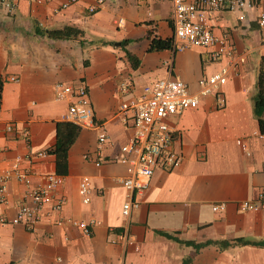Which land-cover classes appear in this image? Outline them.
<instances>
[{
    "label": "crops",
    "instance_id": "1",
    "mask_svg": "<svg viewBox=\"0 0 264 264\" xmlns=\"http://www.w3.org/2000/svg\"><path fill=\"white\" fill-rule=\"evenodd\" d=\"M65 1L17 0L11 14L0 7V159L10 164L21 158L19 169L32 174V186L39 174L60 175L57 195L65 199L58 214L27 230L12 223L28 190L12 177L0 206L5 220L0 264H182L185 259L188 264H264V247L234 244L264 242V210L238 208L239 202L264 197V132L254 114L260 72L264 86V45L257 25L264 0H251L252 9L210 16L213 34L226 36L245 62L229 73L222 105L208 96L167 119L181 163L154 171L148 189L135 193L138 207L127 220L121 214L126 191L120 180L131 167L119 159L133 127L117 113L121 102L169 78L195 92L198 80L216 73L224 61L210 60L202 48L175 49L172 0H103L94 14L86 10L94 0L58 10ZM66 27L81 36L64 37ZM153 38L169 41L170 48L148 52ZM125 51L139 60L136 69ZM57 84L85 86L94 121L107 135L100 167L93 164L97 131L80 128L66 166L57 173L55 157L47 152L56 142V124L70 123L67 104L56 98ZM6 124H12L11 133H5ZM22 130L28 131V141ZM38 152L46 156L35 157ZM83 177L90 181L87 203L79 191ZM219 204L224 209L213 211ZM58 220L66 224L57 225ZM71 220L89 225L90 234L68 225Z\"/></svg>",
    "mask_w": 264,
    "mask_h": 264
},
{
    "label": "built area",
    "instance_id": "2",
    "mask_svg": "<svg viewBox=\"0 0 264 264\" xmlns=\"http://www.w3.org/2000/svg\"><path fill=\"white\" fill-rule=\"evenodd\" d=\"M41 4L42 0H32ZM78 0H66L58 10H64L77 3ZM103 4V0H94V4L87 7L89 14H94ZM17 0H0L1 9L11 14L15 11ZM251 0H172V43L176 50L182 51L187 47H197L209 51V59L212 61H224L220 69L198 80V90L192 92L187 85L177 79H163L156 81L151 86L143 89L142 94L131 97L121 102L118 115L124 120H131L133 133L127 143L120 149L121 164L130 165V174L120 180V184L126 191V199L122 206L121 214L127 220L131 211L138 207L134 200L135 193H141L148 189L149 181L157 169L173 170L181 163V158L174 152L173 129L167 123V119L185 110L196 108L202 98L213 96L218 105H222L221 88L225 85L229 73L238 65L245 62V57L237 54L235 47L226 36L216 37L211 28L210 16L228 11H244L252 9ZM241 14L239 19L242 20ZM121 23V20L118 21ZM260 42L264 45V16L257 18ZM57 100L67 104L65 119L79 128L93 129L97 131V150L95 151L94 166L100 167V149L107 139L103 125L95 123L94 114L90 107L87 90L84 85L57 84L54 87ZM12 124H6L5 133H11ZM22 139L28 141L27 130L21 131ZM45 152H38L35 157H45ZM32 157H26L31 161ZM21 158L16 157L10 164H5L0 159V206L5 202V189L9 180L13 177L20 184L28 188L25 195L26 201L18 207L13 224H21L27 230L35 227L43 218L58 214L65 202L64 197L58 196L57 191L63 182V177L56 173L39 174L38 183L32 186V174L19 169ZM90 186L87 177H83L79 183L80 194L86 197ZM224 204L214 205L213 211L224 209ZM241 212L264 210V197L257 203L243 201L238 203ZM0 223H5L0 218ZM66 224L58 220L57 225ZM70 226L77 227L84 234L89 235V225L84 222L68 221Z\"/></svg>",
    "mask_w": 264,
    "mask_h": 264
},
{
    "label": "trees",
    "instance_id": "3",
    "mask_svg": "<svg viewBox=\"0 0 264 264\" xmlns=\"http://www.w3.org/2000/svg\"><path fill=\"white\" fill-rule=\"evenodd\" d=\"M64 37L70 38V37H80L82 32L76 28L72 27H66L64 29ZM122 45L124 43H121ZM126 44V43H125ZM124 44V45H125ZM170 48V42L169 41H162L156 38H153L150 41L149 47L147 49L148 52H157L161 50H166ZM125 56L129 64L131 65L132 69H136L139 66V60L125 51ZM256 89L257 93L254 98V114L258 121V126L260 128V131L264 132V120L262 119L264 117V86H263V75L262 72L258 74V78L256 81ZM80 128L76 125H73L71 123H57L56 124V142L54 147L49 150L47 153L49 155H53L55 157V164L57 168L58 173V167L63 165L66 166V159H67V152L73 142L75 141L78 133L80 132ZM164 236L168 238H172L176 242L181 243L182 241L178 240L177 238H173L172 236L168 234H164ZM184 244L187 245H193L192 242H184ZM208 244V243H205ZM234 244L237 245H254L259 247H264V242H249L244 240H236ZM202 245H195V248H200ZM230 246L229 243L226 244V247ZM190 262V259H185L182 264H188Z\"/></svg>",
    "mask_w": 264,
    "mask_h": 264
},
{
    "label": "rangeland",
    "instance_id": "4",
    "mask_svg": "<svg viewBox=\"0 0 264 264\" xmlns=\"http://www.w3.org/2000/svg\"><path fill=\"white\" fill-rule=\"evenodd\" d=\"M143 86L140 88L142 90Z\"/></svg>",
    "mask_w": 264,
    "mask_h": 264
}]
</instances>
